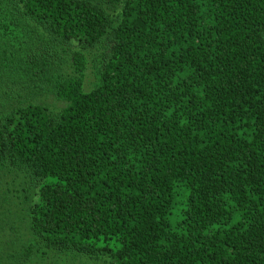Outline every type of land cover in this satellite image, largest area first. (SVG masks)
Returning <instances> with one entry per match:
<instances>
[{
	"label": "trees",
	"instance_id": "16d2710c",
	"mask_svg": "<svg viewBox=\"0 0 264 264\" xmlns=\"http://www.w3.org/2000/svg\"><path fill=\"white\" fill-rule=\"evenodd\" d=\"M0 101L38 249L264 264V0H0Z\"/></svg>",
	"mask_w": 264,
	"mask_h": 264
},
{
	"label": "rangeland",
	"instance_id": "374dc122",
	"mask_svg": "<svg viewBox=\"0 0 264 264\" xmlns=\"http://www.w3.org/2000/svg\"><path fill=\"white\" fill-rule=\"evenodd\" d=\"M2 87V86H1ZM44 95H38L36 100H45ZM34 97H32V100ZM3 100V96H2ZM31 100V101H32ZM30 101V100H29ZM44 105H51V100L47 99L46 103L41 102ZM11 104H15L12 102ZM7 104L0 101V115ZM17 178L14 179V175H4L0 171V248L3 250L5 258H0V264H84V261L88 259L76 260L72 256L60 255L57 252L42 251L37 245V242L33 240L31 232L21 224L19 220L23 219L25 212L24 196H27V181L22 180V184L15 183ZM24 189V190H23ZM23 190V192H22ZM6 216L7 218L4 219ZM14 221V223H13ZM29 246L32 249H29ZM29 252L27 259L23 257L27 256L26 252ZM90 262V261H89ZM90 264H95L90 262Z\"/></svg>",
	"mask_w": 264,
	"mask_h": 264
}]
</instances>
